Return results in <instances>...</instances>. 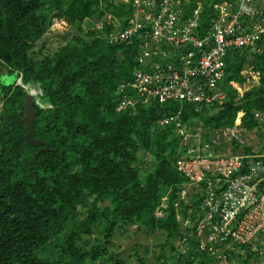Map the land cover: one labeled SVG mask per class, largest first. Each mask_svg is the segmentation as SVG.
I'll return each mask as SVG.
<instances>
[{
	"label": "trees",
	"instance_id": "trees-1",
	"mask_svg": "<svg viewBox=\"0 0 264 264\" xmlns=\"http://www.w3.org/2000/svg\"><path fill=\"white\" fill-rule=\"evenodd\" d=\"M110 1L0 0V78L14 77L0 83V264H124L111 246L116 231L128 233L135 225L165 236L154 264H259L264 245L217 261L182 235L172 207L164 218L154 216L161 198L171 203L185 183L174 167L180 137L173 126L155 125L179 104L116 111L118 86L139 69L138 42L111 45L81 28L106 12L128 14ZM209 15L206 9L204 25ZM56 19L67 22L64 36L57 34L65 43L52 53L43 46L31 52ZM244 70L261 78L239 96L230 83L242 85ZM28 90L35 92L31 126L33 139L41 142L35 147L25 140ZM215 91L223 99L184 104L186 131L230 127L243 112L241 125L258 134L254 114L264 117V37L261 53L247 48L228 54ZM251 162L243 160L242 172ZM199 200L192 199L194 207ZM176 240L182 250L174 247ZM135 256L144 264V256Z\"/></svg>",
	"mask_w": 264,
	"mask_h": 264
},
{
	"label": "built area",
	"instance_id": "built-area-1",
	"mask_svg": "<svg viewBox=\"0 0 264 264\" xmlns=\"http://www.w3.org/2000/svg\"><path fill=\"white\" fill-rule=\"evenodd\" d=\"M110 2L123 5L128 14L117 17L106 12L84 20L81 28L111 45L138 42L139 69L118 86L116 111H134L151 102L179 104L175 113L155 125L173 126L180 137L182 148L174 167L185 183L171 203L168 196L161 198L154 216L164 218L172 207L182 235L217 261L224 262L246 247L257 250L264 245V163L254 157L242 172L244 157L230 152L232 145H245L248 130L240 122L208 134L201 127L187 132L182 109L184 104L198 107L223 99L215 89L224 79L230 52L247 48L262 52L264 0ZM206 9L212 15L204 25ZM60 23L68 27L64 20ZM254 118L264 126L261 113ZM196 196L200 200L194 207ZM259 264H264V256Z\"/></svg>",
	"mask_w": 264,
	"mask_h": 264
},
{
	"label": "rangeland",
	"instance_id": "rangeland-1",
	"mask_svg": "<svg viewBox=\"0 0 264 264\" xmlns=\"http://www.w3.org/2000/svg\"><path fill=\"white\" fill-rule=\"evenodd\" d=\"M61 20L56 19L52 22L47 34L44 38L36 45V47L31 50V52H35L40 47H44L45 52H54L59 49L60 43L63 45L65 40H62L60 37L64 36L67 28H64L60 23ZM52 28V30H51ZM60 36L59 38L57 37ZM249 72H243L246 74L247 80L243 83L242 86H237L238 90H242V92L250 90L254 86L259 85L260 75L257 72H253V74H248ZM14 80V77H9L4 75L0 78L1 84H10ZM253 86V87H252ZM245 89V90H244ZM29 95L35 94L34 91L28 90ZM149 157H146V161L148 162ZM150 162V161H149ZM136 225L131 227L128 233H123L120 231H116L114 243L111 246V251L121 259L124 264H139L135 255L144 256V264H154L156 261V255L159 254L161 250V246L165 244V236L161 235L159 232H155L153 234H146L144 228L135 230ZM174 247L179 250L183 249V243L180 240H176L174 242ZM143 248L148 250L146 255L144 254ZM167 253H169V249L167 248Z\"/></svg>",
	"mask_w": 264,
	"mask_h": 264
},
{
	"label": "crops",
	"instance_id": "crops-1",
	"mask_svg": "<svg viewBox=\"0 0 264 264\" xmlns=\"http://www.w3.org/2000/svg\"><path fill=\"white\" fill-rule=\"evenodd\" d=\"M242 72H245V70ZM242 75L245 76V80H247L246 74H242ZM230 84L235 90H237L239 96H241L245 92V91L242 92V90L241 91L238 90L237 86H234V85H238L237 83L231 82ZM243 115H244L243 112H238L234 123H240ZM260 128L261 129L258 132V134H256L255 130L248 131V133L244 136L245 145L243 146L232 145L230 148V152L233 154L241 155L246 160H252L254 157L257 156L258 158L262 159V157L264 156L263 152L261 151L262 147L264 146V126H261ZM204 131L206 132V130ZM245 149H248L250 151L249 155H245Z\"/></svg>",
	"mask_w": 264,
	"mask_h": 264
},
{
	"label": "water",
	"instance_id": "water-1",
	"mask_svg": "<svg viewBox=\"0 0 264 264\" xmlns=\"http://www.w3.org/2000/svg\"><path fill=\"white\" fill-rule=\"evenodd\" d=\"M33 98L31 96L27 97L26 101H25V108H24V113H25V117H24V123L26 125V129L27 132L25 134V140L26 142L31 145V146H40L41 142L34 140L33 139V130H32V120H33V116H34V112L32 109V105H33Z\"/></svg>",
	"mask_w": 264,
	"mask_h": 264
},
{
	"label": "clouds",
	"instance_id": "clouds-1",
	"mask_svg": "<svg viewBox=\"0 0 264 264\" xmlns=\"http://www.w3.org/2000/svg\"><path fill=\"white\" fill-rule=\"evenodd\" d=\"M34 95V94H33ZM30 96H32V95H30Z\"/></svg>",
	"mask_w": 264,
	"mask_h": 264
}]
</instances>
